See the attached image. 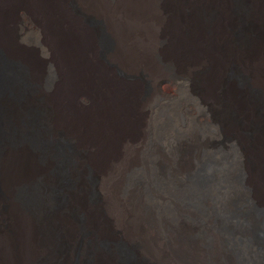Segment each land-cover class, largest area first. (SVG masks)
Returning a JSON list of instances; mask_svg holds the SVG:
<instances>
[{"label": "bare ground", "instance_id": "bare-ground-1", "mask_svg": "<svg viewBox=\"0 0 264 264\" xmlns=\"http://www.w3.org/2000/svg\"><path fill=\"white\" fill-rule=\"evenodd\" d=\"M237 1L241 10L233 0H0V50L37 86L44 66L18 40L19 14L48 51L55 75L37 95L52 110L41 124L51 139L63 131L76 144L66 179L86 163L96 178L95 200L76 206L88 264H264V0ZM162 86L183 99L160 109ZM220 112L227 124L212 119ZM209 136L216 146L200 154L199 139ZM8 147L0 146V264H35L49 255L40 228L48 222L59 226L60 243L76 240L62 211L78 195L68 190L67 201L54 202L41 190L34 210L13 199L32 177L53 180L48 165L36 174L29 152ZM152 151L165 165L154 169L160 193ZM99 240L106 249L95 247ZM67 252L55 263L66 264Z\"/></svg>", "mask_w": 264, "mask_h": 264}, {"label": "rangeland", "instance_id": "rangeland-1", "mask_svg": "<svg viewBox=\"0 0 264 264\" xmlns=\"http://www.w3.org/2000/svg\"><path fill=\"white\" fill-rule=\"evenodd\" d=\"M233 5H235L236 9L240 8L241 10L239 1L233 0ZM17 18L18 19L16 25L17 23H21L19 26L20 29L23 30L20 36L18 35V40L20 39V42L24 46L28 47L27 50H30L33 56L39 62H41L40 65L44 66L43 79H45V82L43 85L41 84L42 86L35 85L33 82H31V80L28 79L30 76L27 75V70H25L22 66L9 61L5 57L3 52L0 50V146L3 143H7L10 146L8 147L9 149L12 146L14 147H12V149H25L27 152H29L31 158L30 164L33 165V168H30L33 171L37 172L36 174L39 175L41 174V172H43L44 175V172L48 168L46 176H48L47 178L49 180H53V183L44 184L43 181L39 178V176H36L31 178L29 184L17 185V187L13 188L12 198H16L25 207H31V209L34 210L32 208L34 198L40 193L41 190H44V192H46V194H49L51 198H55L54 202H61L66 198L68 199L67 193L69 191L71 195H75L77 193L76 196L78 195V197L75 198V203H71L72 201H70V199L68 201L66 199V209L64 210L65 212L62 211V214H65L67 219H70L73 222V229L75 231L74 234L76 236V240L73 242L67 240V244H64L63 242L60 243L61 239L59 237H61V231H59V226L55 227V224L53 222H48L46 226L44 225V227L42 226L44 218L41 217V215L39 214L35 215L36 211L34 212L27 210L29 213L31 212L30 214L32 216L35 215L34 218L37 219L36 221L37 223L39 222V225L42 224L41 226L44 228L43 229L42 227H40L42 234L44 235V237H47L45 238L47 240V250L49 252V255L45 258L40 259L35 264H56L55 259L59 256V254H62L64 251H68V261L66 264H72L74 261H76V258L79 256V254L83 252L84 248H82V240L86 238L85 230L80 224L81 216H79L80 214H78L76 208L80 203L90 204V201L95 200L96 191L94 190V179L96 178L93 175L90 166L86 163L85 165L79 168L78 172L80 173L75 176L77 177V179L75 177L72 179H66L65 169L68 165H71V158L76 154V144L71 140H68L66 133L63 131L55 135V140L50 138V130L42 126L41 119L44 115H48V111L52 109L45 97L42 98L37 95V91L39 89L43 90V86H45L47 82L46 79L49 80V83L50 81H52L55 75V71L53 67L49 64L50 59L49 56H47L48 51L45 48L42 35H40V33L37 31L36 27L34 26V23L32 21H29L28 18L24 17L21 14H19ZM86 22L97 29V45L99 49L102 52L108 50L109 41L105 36L104 32L102 31L98 21H96L94 18L89 17ZM238 33L239 32L237 31V34ZM142 90L145 94H148L150 92V85L148 83H145ZM161 90V92L163 93L162 98L156 99L154 101L155 105L159 106L160 109L164 110L166 107L174 106L180 102V98L183 99V97H181L180 95L168 91L165 86H162ZM251 94L250 97L253 101L256 102L255 94L253 92ZM221 114L222 113L220 112L219 115H211V117H213L212 119L216 120L219 123L222 122L221 124H227L228 120H230L229 115ZM204 117L207 121L212 120L211 117ZM16 126L21 127L24 131L18 132ZM51 127H54L53 123L51 124ZM201 140L202 139H199L200 144L198 143V149L200 150V154L202 153V149L205 150L208 147L212 148L213 146H216V137L212 138L209 136L206 137L205 140ZM19 145L23 146L21 147ZM200 145L203 148H200ZM186 151H190V146L189 148L187 147ZM154 157H157V155L156 153L154 154L152 151L149 157L150 168L152 170L149 169V174L153 181L156 179L155 175L158 172L156 170H161V168L165 166L162 163L160 164L161 161H158V158ZM45 165H48V167L45 168ZM152 180L151 185L155 188V185L158 186V180L156 179L157 182L156 180L154 182ZM173 186H176L174 182ZM81 188H83L82 192H80ZM126 188H131L130 183H127ZM126 188L125 190H127ZM156 192L160 193V191L158 190ZM151 212L153 217H158V207L153 208ZM213 215L215 216V218L218 217L217 213H214ZM223 230L225 232L228 231L226 227H224ZM50 235H52V237ZM95 247L99 250L107 248L106 244L100 240L96 243ZM114 248L124 259L129 258V256H131L129 250H127L126 247H124L120 243L114 244ZM84 254L85 252L82 253L80 260H78L79 264H88V259Z\"/></svg>", "mask_w": 264, "mask_h": 264}]
</instances>
